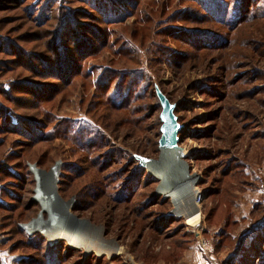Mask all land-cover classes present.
I'll use <instances>...</instances> for the list:
<instances>
[{
  "label": "rangeland",
  "instance_id": "1",
  "mask_svg": "<svg viewBox=\"0 0 264 264\" xmlns=\"http://www.w3.org/2000/svg\"><path fill=\"white\" fill-rule=\"evenodd\" d=\"M112 1L0 0V264H264L263 244L260 260L234 239L264 223V7L232 29L212 15L229 21L233 0ZM64 56L79 69H45ZM133 80L130 105L115 106ZM159 93L187 154L168 176L138 161L160 159ZM59 163L44 211L39 176ZM177 188L201 192L187 198L197 227ZM49 222L91 243L70 249L31 231ZM110 248L122 253L107 258Z\"/></svg>",
  "mask_w": 264,
  "mask_h": 264
},
{
  "label": "trees",
  "instance_id": "2",
  "mask_svg": "<svg viewBox=\"0 0 264 264\" xmlns=\"http://www.w3.org/2000/svg\"><path fill=\"white\" fill-rule=\"evenodd\" d=\"M108 2H114L115 3V1H112V0H107ZM185 1H190V2H194V1H196V2H201L202 4H203V6L204 7H207L208 8V5H207V3L204 1H202V0H185ZM234 1V4H233V9L231 10V8H230V11L231 12H229V9H227V14L229 13H231V18H230V20L229 21H222L221 20V18H219V17H217V16H215L216 14L214 13V12H212L213 14H215V15H212L213 17H214V20H216V21H218L220 24H222V23H224V24H228V25H230L231 27H232V29L234 28V27H236V26H238L241 22H244L245 20H247L248 19V17H249V15L253 12V10H255L256 8H258V7H264V4L263 5H257V4H259V1H257V2H253V3H249L248 5H246V7H244L245 6V4H247L248 2H249V0H233ZM102 2H104V0H102ZM257 5V6H256ZM113 6H115V5H113ZM247 8V9H246ZM263 10H264V8H263ZM226 11V10H225ZM224 11V12H225ZM111 14V13H110ZM115 15V14H114ZM107 16H109L108 15V12H106L105 11V17H106V21H110V20H107ZM113 16V15H112ZM114 18V17H113ZM115 20V19H114ZM60 25H62L61 23H60ZM65 25H66V27H63L64 29H63V31H62V33H64V34H66L67 36H73L74 35V37H75V41L77 42V47L78 46H81V44L84 46V44L81 42L82 40H81V38L80 37H77V36H75L76 34L75 33H73V32H71L70 30H69V26H70V23H65ZM67 25H69L68 27H67ZM61 27V26H60ZM74 28L76 27V24L73 26ZM81 27H83V25H81ZM73 29V28H72ZM71 33H73V35L71 34ZM211 37H213L212 35H211ZM97 38L99 39V41L101 42L103 39L100 37V36H97ZM217 38H222V37H219V35L217 36ZM212 40H214V38H212ZM59 42V41H58ZM76 45V44H75ZM86 45V44H85ZM90 46H92L91 44L89 45V47ZM58 49V51H61V47H59V48H57ZM82 53V52H81ZM56 62H58L57 60H56ZM43 63H44V66H45V69H47L48 70V72H51V71H55V73H59V72H63V71H65L66 69H74V70H77V69H79V63H78V61L77 62H75L74 60H71L69 57H67V56H64L61 60H60V62H59V68H56V69H54L55 68V66H57V64H54V63H51V61H43ZM60 74H62V75H67V77H68V74H70V72H64V73H60ZM131 85H128L126 88L125 87H123L124 85H126V82H124L122 85H119V86H117V89H116V91L114 92V96H113V98H111V100H112V102H114V105L115 106H117V107H123V108H127L128 106H127V104H128V102H129V105H130V103H131V98H132V96H133V94L134 93H136L138 90H137V88L138 87H135L137 84H135L134 83V80H133V82H131L130 83ZM139 85V84H138ZM29 86H31V87H33V88H36V86H39V85H37V84H31V85H29ZM125 92V93H124ZM166 97V96H165ZM159 102H160V100H159ZM160 106H161V103H160ZM162 108V107H161ZM3 111V110H2ZM0 112H1V110H0ZM7 113V112H6ZM6 113L4 114V118L7 116L6 115ZM175 114V113H174ZM7 118V117H6ZM161 121V120H160ZM178 122H179V120H178ZM162 123V122H161ZM8 125H10V123H8ZM161 130V129H160ZM161 133V132H160ZM180 133L178 134V137L180 138ZM60 169H61V175H60V178L63 176V173H62V165H61V167H60ZM59 178V177H58ZM155 179V178H154ZM155 180H157V179H155ZM57 181H58V179L53 183L54 185H55V183H57ZM61 183V179H59V184ZM127 189V188H126ZM256 226V227H255ZM255 226H253L251 229H250V231H248L247 232V234L246 235H244L242 238H241V243H239V237L238 238H236V237H234V236H231V234H229L230 236H231V238L232 237H234V239H237V244H236V246L237 247H239L240 245L239 244H243V238L245 237V236H251V238H252V240H251V243H252V245H250L249 246V248L247 249V251L248 250H254L255 249V247L257 248V246H259V245H261V244H263L264 245V232H263V226H264V223H261V222H258ZM259 241V242H258ZM257 244V245H256ZM259 244V245H258ZM240 248V247H239ZM238 248V249H239ZM256 255H258V257H259V259L261 260L262 259V253L260 252V248H257V254ZM238 257L236 256V258H234L235 260L237 259ZM252 258H254V257H252ZM239 260V259H238Z\"/></svg>",
  "mask_w": 264,
  "mask_h": 264
},
{
  "label": "bare ground",
  "instance_id": "3",
  "mask_svg": "<svg viewBox=\"0 0 264 264\" xmlns=\"http://www.w3.org/2000/svg\"><path fill=\"white\" fill-rule=\"evenodd\" d=\"M60 167H61V164H56L53 168H52V171L50 174L48 175H44V173H42V177H40L41 179V185L44 187L47 188L48 192H46V203H44V211H47V208H48V205L50 206L53 203L56 204L54 198L57 196L56 195V187L55 185L53 184L57 179H58V173L60 171ZM160 170H156L154 172H159ZM165 172V174H164ZM167 174L168 171H165V170H161V173L160 175L161 176H168ZM38 175H41L40 173H38ZM178 177V176H177ZM50 182V186H48V183ZM188 189V188H187ZM187 189H183V188H180L177 190L174 189V190H171L170 189V193L173 195V197L176 199V202H178V204H184V207L186 205V211L183 210L184 213V216L187 218V223L188 225H191L193 227H197L199 224H200V219H201V214H200V211L197 207L193 208V210L190 211L189 209V206L191 204V201L187 198L191 197L190 194H194L195 193V190L194 191H190V192H186ZM41 195V194H40ZM43 196V194L41 195ZM57 198V197H56ZM193 199H194V196H193ZM57 201V200H56ZM196 205V204H195ZM71 209V202L67 203L63 208L59 209L57 206L55 208V210L58 212L59 216L58 218L57 217H53V220H58L60 221V215H64L66 216L69 212V210ZM181 216V215H180ZM73 220V219H72ZM59 223V222H58ZM74 223V222H72ZM77 223V222H76ZM67 226H61L57 224V226H55V224L51 225V222L47 223L45 226H39V225H36L34 227H32L31 231L32 232H41L43 233L44 236H46L47 238L50 239V241L52 243H57L58 241L60 240H64L68 243V246L70 247V249H83L85 250L86 249V245L87 243H91L89 242L88 238H86V236L83 234V233H79L77 231H72L68 228V222L66 224ZM111 249V248H110ZM87 252V250H86ZM105 252L107 253H104L105 256L107 258H111L112 255H116V256H119L122 252H121V249L119 248H112L111 250H105Z\"/></svg>",
  "mask_w": 264,
  "mask_h": 264
},
{
  "label": "water",
  "instance_id": "4",
  "mask_svg": "<svg viewBox=\"0 0 264 264\" xmlns=\"http://www.w3.org/2000/svg\"><path fill=\"white\" fill-rule=\"evenodd\" d=\"M162 111L160 119L162 121L161 126V138L159 141L160 159L159 161L138 158L140 165L146 168L149 173H154L156 170H165L170 168L173 163L177 162L178 159L184 158L187 154L179 146L178 134L182 127L178 122V118L174 114V107L167 97L163 94H158Z\"/></svg>",
  "mask_w": 264,
  "mask_h": 264
},
{
  "label": "crops",
  "instance_id": "5",
  "mask_svg": "<svg viewBox=\"0 0 264 264\" xmlns=\"http://www.w3.org/2000/svg\"><path fill=\"white\" fill-rule=\"evenodd\" d=\"M250 241H251V237L249 236H247L246 238H245V240H244V244L245 245H247V244H249L250 243ZM208 262V263H207ZM211 263H213V262H211V261H207V260H204V263L203 264H211Z\"/></svg>",
  "mask_w": 264,
  "mask_h": 264
},
{
  "label": "built area",
  "instance_id": "6",
  "mask_svg": "<svg viewBox=\"0 0 264 264\" xmlns=\"http://www.w3.org/2000/svg\"><path fill=\"white\" fill-rule=\"evenodd\" d=\"M196 189V188H195ZM194 199L196 200V199H201V192H199V191H197V189L195 190V193H194Z\"/></svg>",
  "mask_w": 264,
  "mask_h": 264
}]
</instances>
